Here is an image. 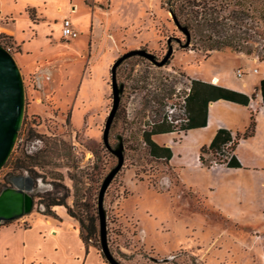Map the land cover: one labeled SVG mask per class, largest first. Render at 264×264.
<instances>
[{
    "label": "rangeland",
    "instance_id": "obj_1",
    "mask_svg": "<svg viewBox=\"0 0 264 264\" xmlns=\"http://www.w3.org/2000/svg\"><path fill=\"white\" fill-rule=\"evenodd\" d=\"M207 5L216 8L223 24L220 37L238 43L241 51L224 47L204 58L198 30L183 46L185 37L163 0H0V45L13 58L23 84L21 141L14 142L0 167V183L7 186L5 177L16 160L35 164L36 195L60 196L64 186L67 215L78 227L76 217L84 223L93 217L97 231V191L116 164L101 140L111 102L110 65L136 48L159 61L170 46L162 65L134 55L115 70L122 91L107 140L113 147L116 135L121 137L123 161L102 198L108 249L121 264L244 262L237 259L233 236L245 230L223 223L200 197L180 190L174 172L148 154L142 139L165 105H180L190 87L187 74L209 79L220 73L237 82L254 78L259 65L233 53L264 61V0H208ZM63 18L78 32L76 38L60 36ZM42 205L34 196L30 212ZM96 239L88 244L100 255Z\"/></svg>",
    "mask_w": 264,
    "mask_h": 264
},
{
    "label": "crops",
    "instance_id": "obj_2",
    "mask_svg": "<svg viewBox=\"0 0 264 264\" xmlns=\"http://www.w3.org/2000/svg\"><path fill=\"white\" fill-rule=\"evenodd\" d=\"M233 55L259 65L253 71L256 76L235 82L223 78L220 73L212 74L209 79L186 74L190 79L246 95L253 93L254 97L246 105L224 99L209 101L203 126L182 133H156L151 139L170 149L171 155L165 165L174 172L180 190L200 197L223 223L245 230V234L233 236L237 259L244 260L238 264H264V103L257 90L259 80L264 79V61L250 55L239 56L240 52ZM250 114L253 132L239 138L231 153L240 167L217 163L202 165L198 150L210 142L215 130L224 128L231 135L236 131L241 133L248 125ZM193 175H198L199 179H192ZM59 206L52 207L56 218L33 211L26 215V224L18 219L1 224L0 264H107L80 238L76 220L70 218L62 206L58 210ZM236 207L239 209L231 214L229 210ZM248 213L251 218L246 216Z\"/></svg>",
    "mask_w": 264,
    "mask_h": 264
},
{
    "label": "trees",
    "instance_id": "obj_3",
    "mask_svg": "<svg viewBox=\"0 0 264 264\" xmlns=\"http://www.w3.org/2000/svg\"><path fill=\"white\" fill-rule=\"evenodd\" d=\"M208 0H163V5L165 9L172 13V16L176 21L184 25L188 34L193 31H200L202 34V45H203V57H207L211 51H218L224 47H228L235 51H241L238 48V43L233 44L230 39L220 37V32L223 30V24L218 20V13L214 6L207 5ZM209 10V11H208ZM229 15L221 16V19L228 18ZM249 53V51H246ZM257 90L259 91L262 102L264 103V79H260L258 83ZM254 94L246 95L228 88H224L218 85L206 83L198 79L190 80V87L187 96L184 99V106L186 109L187 121L182 126L183 130L200 127L204 125L205 122V112L206 105L209 101L215 99H224L238 104L246 105L250 98H253ZM172 131L170 125L162 119L157 120L152 123L148 131L142 133V139L146 145L148 154L155 158L164 161L167 164L171 152L166 146L157 145L152 139L151 135L156 133H164ZM253 132V117L250 114L249 122L245 130L241 133L234 132L232 135L230 131L224 128H217L210 140V142L201 146L198 150V160L204 166H209L211 162L217 164H223L226 167L236 168L240 167V164L236 158L231 154L228 159H226L227 154L225 153V144L230 141L229 149H232L239 138H245L252 134ZM31 159V157H29ZM35 165V164H34ZM31 164L19 163L16 160L12 169L8 172V175H14L13 173L22 174L27 172L35 181V177L38 176L31 167ZM11 173V174H10ZM7 175V176H8ZM6 176V177H7ZM5 177V179H6ZM8 185V181L6 180ZM56 185V184H55ZM5 184L0 183V190L5 187ZM63 189L60 196H49V193L34 194L38 197V203L43 204L42 208L39 206L38 212L44 215H49L56 218L52 206L63 205L66 209L67 214L71 215V212L65 204V198L68 196V189L64 186H60ZM55 189V188H54ZM56 190L55 193L58 192ZM79 223V235L80 238L88 244V241H96L98 238V226L96 231V226L93 217L89 216L87 222L84 223L81 218H77ZM11 220L3 221L0 223L5 224ZM99 246V243H98ZM99 250V247H98ZM100 253V251H99ZM101 255V253H100Z\"/></svg>",
    "mask_w": 264,
    "mask_h": 264
},
{
    "label": "water",
    "instance_id": "obj_4",
    "mask_svg": "<svg viewBox=\"0 0 264 264\" xmlns=\"http://www.w3.org/2000/svg\"><path fill=\"white\" fill-rule=\"evenodd\" d=\"M169 12V11H168ZM175 27L180 30L184 37L186 46L189 42L188 30L184 25L179 24L169 12ZM172 48L168 46L163 58L156 61L154 55L144 48L131 49L113 60L109 68V86L111 102L109 110L104 119L101 131V140L106 149L115 157L116 164L111 167L102 178L96 195V213L98 226L99 251L107 264H121L110 253L106 240L105 212L102 207V198L106 187L120 168L122 155V141L119 135H116L117 142L113 147L108 144L107 136L112 118L116 112L122 83H117L115 79L116 67L122 60L139 55L149 61L162 65L170 55ZM23 111V84L22 79L11 55L0 45V167L5 162L9 152L15 142L17 132L20 126ZM8 185L0 190V223L7 220H14L19 216L31 211L33 206L34 194L39 191V185L27 174H14L6 177Z\"/></svg>",
    "mask_w": 264,
    "mask_h": 264
},
{
    "label": "built area",
    "instance_id": "obj_5",
    "mask_svg": "<svg viewBox=\"0 0 264 264\" xmlns=\"http://www.w3.org/2000/svg\"><path fill=\"white\" fill-rule=\"evenodd\" d=\"M77 34L78 32L73 28V26L70 23V20L67 18H63L61 20L60 36L65 39H71V38H74ZM237 75H239V70H237ZM188 92H189V86L185 88V92L181 96L180 105L175 106L174 104H171V103L167 104L164 106L161 112L160 119L167 122L170 125L172 131L176 133L184 132L182 126L187 121L186 109L184 106V99L187 96ZM19 141H21V137L17 134L15 138V144L18 143ZM229 146H230V141L227 142L224 146L225 153L227 154L226 159H228V157H230L232 153L229 149ZM211 163H214V162L212 161ZM26 215H28V213L17 218L21 224H26L28 222Z\"/></svg>",
    "mask_w": 264,
    "mask_h": 264
},
{
    "label": "bare ground",
    "instance_id": "obj_6",
    "mask_svg": "<svg viewBox=\"0 0 264 264\" xmlns=\"http://www.w3.org/2000/svg\"><path fill=\"white\" fill-rule=\"evenodd\" d=\"M72 11H74V10H72ZM58 208H59L58 210H60L61 206H60V207H58Z\"/></svg>",
    "mask_w": 264,
    "mask_h": 264
}]
</instances>
